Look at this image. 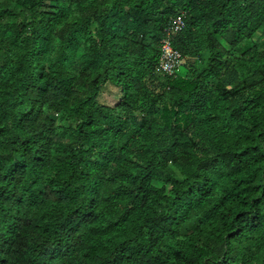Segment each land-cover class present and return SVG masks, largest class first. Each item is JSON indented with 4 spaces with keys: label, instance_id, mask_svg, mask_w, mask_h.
<instances>
[{
    "label": "trees",
    "instance_id": "trees-1",
    "mask_svg": "<svg viewBox=\"0 0 264 264\" xmlns=\"http://www.w3.org/2000/svg\"><path fill=\"white\" fill-rule=\"evenodd\" d=\"M0 264H264V0H0Z\"/></svg>",
    "mask_w": 264,
    "mask_h": 264
},
{
    "label": "built area",
    "instance_id": "built-area-1",
    "mask_svg": "<svg viewBox=\"0 0 264 264\" xmlns=\"http://www.w3.org/2000/svg\"><path fill=\"white\" fill-rule=\"evenodd\" d=\"M184 28L183 14L172 17L163 30L159 41V58L155 73L159 76H173L184 65L185 58L173 48V40Z\"/></svg>",
    "mask_w": 264,
    "mask_h": 264
},
{
    "label": "rangeland",
    "instance_id": "rangeland-1",
    "mask_svg": "<svg viewBox=\"0 0 264 264\" xmlns=\"http://www.w3.org/2000/svg\"><path fill=\"white\" fill-rule=\"evenodd\" d=\"M183 70V67L180 68V72ZM119 101L118 91L114 88H108L101 92L99 95V102L106 105H111Z\"/></svg>",
    "mask_w": 264,
    "mask_h": 264
}]
</instances>
